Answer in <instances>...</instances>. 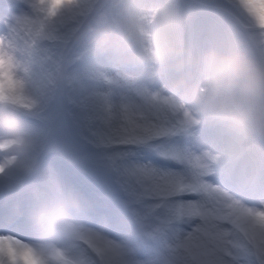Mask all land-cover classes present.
Segmentation results:
<instances>
[{
  "label": "snow or ice",
  "instance_id": "snow-or-ice-1",
  "mask_svg": "<svg viewBox=\"0 0 264 264\" xmlns=\"http://www.w3.org/2000/svg\"><path fill=\"white\" fill-rule=\"evenodd\" d=\"M99 3L0 0V102L37 115L67 110L93 149L76 177L88 204L63 234L41 236L0 205V264H159L165 248L197 264H264V179L221 176L197 117L158 84L116 73L89 88L72 75ZM237 3L257 22L264 55V0ZM126 6L141 10L138 0ZM11 143L0 141V152ZM15 165L0 159V177Z\"/></svg>",
  "mask_w": 264,
  "mask_h": 264
},
{
  "label": "clouds",
  "instance_id": "clouds-1",
  "mask_svg": "<svg viewBox=\"0 0 264 264\" xmlns=\"http://www.w3.org/2000/svg\"><path fill=\"white\" fill-rule=\"evenodd\" d=\"M122 0L123 10L112 21L87 25L77 38L94 54L133 68L148 69V77L172 72L167 91L180 99L197 117L220 131L223 146L211 150L219 159L217 172L245 182L264 179V63L243 55L225 56L214 51L194 55L185 45L183 30L187 18L161 7L154 20L143 19L142 10L132 11ZM231 7L242 13L258 32L257 22L237 0ZM150 44L151 54L144 50ZM23 111L0 102V141H11L0 159L15 156L16 165L5 177H15L17 188L27 193L29 205H11L9 211L25 216L41 236L63 234L88 204L87 196L58 180L39 158L40 147L28 132ZM159 264H197L190 257L181 259L168 249L159 253Z\"/></svg>",
  "mask_w": 264,
  "mask_h": 264
},
{
  "label": "rangeland",
  "instance_id": "rangeland-1",
  "mask_svg": "<svg viewBox=\"0 0 264 264\" xmlns=\"http://www.w3.org/2000/svg\"><path fill=\"white\" fill-rule=\"evenodd\" d=\"M148 1H151V3H148ZM138 3L141 5V10L146 14H152L160 7H167L185 17L186 14L195 10L208 11V13L218 16L221 21H223L222 23H215L219 27V31H216L213 34H207L208 39L212 44V46H209L208 52L214 51L225 56L243 55L256 62L259 60L260 63H264V55L261 54L258 45V32L252 27L251 22L242 13L230 6L227 0H138ZM118 5H122V0H100L99 6L90 17L88 24H95L101 20L105 22L114 20L123 10V7ZM225 22L232 25L235 31L231 32L226 30L224 25ZM190 27L198 32L195 24H190ZM189 42H191V44L186 41V47H192L194 49V55L198 56V53L202 52L201 47L199 48L201 42L199 43L195 36H192ZM75 55L79 56L78 61H81L86 57L96 56L93 63L98 62L97 54L92 53L86 44H79ZM86 65L83 64V67L85 68ZM92 67L96 68V65H93ZM112 67L115 70L108 69L107 72H100V69L98 75L102 74L104 76L111 77L119 72V70L117 71L118 68L122 69V64L116 62L112 64ZM74 70L77 69H72V75L83 80L87 87L92 88L98 86L97 81L94 79L97 75H92L91 71L86 68L80 71L77 70V73H75ZM144 73H147L148 76V70ZM141 74L142 73L139 72L133 74V76L139 80ZM123 75L129 74L126 73ZM173 76L174 73L172 72H164L156 78V81H159V78L164 77L165 80H163V83H168ZM148 81L152 80L149 78ZM49 108H51V110L49 111L50 113L47 112V115L43 113L37 115L27 112H22L21 115L28 132L37 141L40 147V153H42L43 150H45V152H60L58 156L48 155L45 158L40 157L39 153L41 164L49 169L53 176H55L58 180L64 184L74 187L75 189H78L81 185L77 183L76 177L79 175L80 167L87 162L86 157L92 153L93 149L82 139L79 128L67 115V110L60 112L55 106H49L48 109ZM34 117H39L42 124L29 120ZM199 125H204L206 127L209 126L207 122H203ZM55 126V130L57 131L60 129V132H57V134L53 136L55 140H48V136L55 133L53 132V128ZM62 126L70 127H66V130H63L62 132ZM66 132L68 133L67 136ZM199 133L201 135L202 146L204 148L217 150L223 146L222 134L220 131L215 130V128L214 130H209L207 133L204 131V134H202L199 129ZM60 156H63V158ZM53 159L56 161H52ZM72 159H76L78 161V165H73L72 167L68 166L69 162L72 163ZM58 160L63 164L57 163ZM57 169L60 174L57 173V175H55ZM9 184H11V187H8ZM16 184L17 180L15 177H0V203L14 204L15 195L13 196V200L9 196L5 195L11 191H20L19 193H23L24 191L17 188L15 186Z\"/></svg>",
  "mask_w": 264,
  "mask_h": 264
},
{
  "label": "bare ground",
  "instance_id": "bare-ground-1",
  "mask_svg": "<svg viewBox=\"0 0 264 264\" xmlns=\"http://www.w3.org/2000/svg\"><path fill=\"white\" fill-rule=\"evenodd\" d=\"M148 3H151V1H148ZM160 8H161V7H160ZM166 8H167V7H166ZM87 69H88L89 71H91V74H92V75H94L95 71L97 70V69H95V68H92V64L89 65V66L87 67ZM92 88H94V87H92ZM57 173H58V172H56L55 175H57ZM58 174H60V173H58Z\"/></svg>",
  "mask_w": 264,
  "mask_h": 264
}]
</instances>
